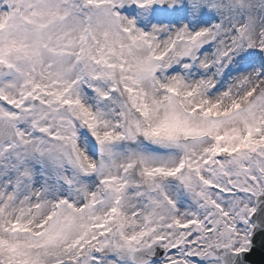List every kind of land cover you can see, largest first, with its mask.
<instances>
[{
  "label": "rangeland",
  "instance_id": "1",
  "mask_svg": "<svg viewBox=\"0 0 264 264\" xmlns=\"http://www.w3.org/2000/svg\"><path fill=\"white\" fill-rule=\"evenodd\" d=\"M155 1L0 0V117L17 134L0 144V264H122V249L146 246L196 215L187 209L181 219L177 204L192 180L224 189L248 179L247 199L259 193L264 90L250 108L244 103L264 84V0H168L166 9ZM193 48L202 52L192 61ZM233 107L239 112L228 116ZM244 144L248 154L210 166L212 149ZM181 160L188 181L163 186ZM186 190L212 210L213 201L225 204L219 194ZM164 193L178 209L158 215L152 200ZM120 195H130L123 215L135 245L119 237ZM239 212H229L234 250L245 246ZM200 214L215 226L216 211ZM110 216L114 234L96 247ZM214 236L194 241L226 244Z\"/></svg>",
  "mask_w": 264,
  "mask_h": 264
},
{
  "label": "water",
  "instance_id": "2",
  "mask_svg": "<svg viewBox=\"0 0 264 264\" xmlns=\"http://www.w3.org/2000/svg\"><path fill=\"white\" fill-rule=\"evenodd\" d=\"M258 212L254 217L255 233L249 253L235 259V264H264V196L257 201Z\"/></svg>",
  "mask_w": 264,
  "mask_h": 264
},
{
  "label": "bare ground",
  "instance_id": "3",
  "mask_svg": "<svg viewBox=\"0 0 264 264\" xmlns=\"http://www.w3.org/2000/svg\"><path fill=\"white\" fill-rule=\"evenodd\" d=\"M252 69V67L250 66V68H249V70H248V72L250 71ZM243 76H247V70H244L243 71V74H242ZM243 76H239V80H238V84H241V83H243V81H244V77ZM243 80V81H242ZM246 85H247V83L246 84H244L243 86L244 87H246ZM239 90L238 89H235V88H233V87H231V93L234 95L236 92H238ZM186 174V173H185ZM185 176V175H184ZM184 178V177H183ZM82 186H83V188H84V184H82ZM79 191H80V189H79ZM22 211H24V210H22Z\"/></svg>",
  "mask_w": 264,
  "mask_h": 264
},
{
  "label": "flooded vegetation",
  "instance_id": "4",
  "mask_svg": "<svg viewBox=\"0 0 264 264\" xmlns=\"http://www.w3.org/2000/svg\"><path fill=\"white\" fill-rule=\"evenodd\" d=\"M175 255L177 256V259H179V258H178V255H177V254H175Z\"/></svg>",
  "mask_w": 264,
  "mask_h": 264
}]
</instances>
